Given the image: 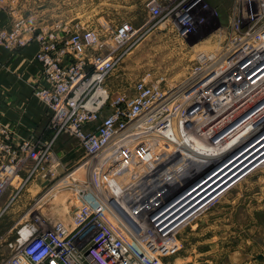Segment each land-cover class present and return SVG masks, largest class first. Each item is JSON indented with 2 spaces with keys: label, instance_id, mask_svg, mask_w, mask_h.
<instances>
[{
  "label": "built area",
  "instance_id": "obj_1",
  "mask_svg": "<svg viewBox=\"0 0 264 264\" xmlns=\"http://www.w3.org/2000/svg\"><path fill=\"white\" fill-rule=\"evenodd\" d=\"M146 8L138 26L107 19L43 29L11 9L10 26L0 27V47L38 44L46 86L34 96L49 118L45 134L19 143L0 127V221L33 185L67 190L74 200L67 223L1 236L0 264H169L183 247L182 231L219 198L218 161L196 150L194 135L233 94L264 80V0H232L220 27L206 0H148ZM156 30L187 46L219 42L198 51L180 81L147 75L117 88L114 82L129 80L128 56ZM263 107L261 98L248 115ZM235 121L201 143L218 145ZM64 136L83 152L74 168L56 151Z\"/></svg>",
  "mask_w": 264,
  "mask_h": 264
},
{
  "label": "rangeland",
  "instance_id": "obj_2",
  "mask_svg": "<svg viewBox=\"0 0 264 264\" xmlns=\"http://www.w3.org/2000/svg\"><path fill=\"white\" fill-rule=\"evenodd\" d=\"M147 1L12 0L11 4L18 16L39 28L51 29L58 25L63 28L99 24L107 19H130L136 26L142 25L147 20ZM206 1L218 13L216 20H211L214 26L220 27L218 21L226 25L232 0ZM169 32L156 30L143 39L126 60L124 67L129 80L114 82L117 88L124 89L133 80L147 75L154 79L164 77L168 82L180 81L194 63L196 53L212 50L219 42L213 37L198 46H187ZM261 98H264L263 79L233 94L215 121L211 120L194 135L196 150L204 158L213 155L210 158L218 161L216 165L221 172L213 180L221 191L213 207L182 231L178 238L182 239L183 247L167 259L169 264H261L264 260L259 259L264 253V107L250 116L251 111L247 112ZM232 120L236 121L231 126L241 123L228 131L218 145H212L211 141L201 143ZM56 151L64 158L67 168H74L83 156L77 141L68 136L57 144ZM47 191L33 185L25 192L1 219L0 237L10 236L9 231H15V227L31 225L39 231L58 221L69 222L74 210L71 193L60 188ZM10 193L9 190L3 196V206L9 201Z\"/></svg>",
  "mask_w": 264,
  "mask_h": 264
},
{
  "label": "crops",
  "instance_id": "obj_3",
  "mask_svg": "<svg viewBox=\"0 0 264 264\" xmlns=\"http://www.w3.org/2000/svg\"><path fill=\"white\" fill-rule=\"evenodd\" d=\"M11 3L3 0L0 4V27H9L12 22ZM38 50L36 42L19 50L0 47V127L9 129L16 143L47 132V106L34 96L36 88L46 86L36 61ZM259 259H264V253Z\"/></svg>",
  "mask_w": 264,
  "mask_h": 264
}]
</instances>
